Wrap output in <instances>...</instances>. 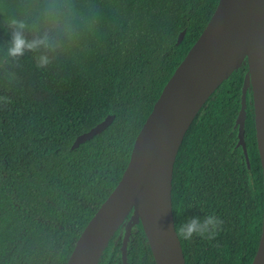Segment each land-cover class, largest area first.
Here are the masks:
<instances>
[{
    "label": "trees",
    "instance_id": "1",
    "mask_svg": "<svg viewBox=\"0 0 264 264\" xmlns=\"http://www.w3.org/2000/svg\"><path fill=\"white\" fill-rule=\"evenodd\" d=\"M45 0H0V46L9 16L31 19ZM72 34L46 69L26 53L18 83L0 76V264H67L82 231L119 183L134 143L164 86L199 38L219 0H71ZM185 30L181 43L178 37ZM31 37V33H27ZM7 67V66H6ZM249 70L245 61L186 129L172 179L175 225L214 213L212 240L182 239L187 264H251L264 219V168L247 92L245 141L237 118ZM100 134L76 138L108 115ZM186 209V210H185ZM127 219L98 264H123ZM127 264H157L143 224L133 228Z\"/></svg>",
    "mask_w": 264,
    "mask_h": 264
},
{
    "label": "water",
    "instance_id": "2",
    "mask_svg": "<svg viewBox=\"0 0 264 264\" xmlns=\"http://www.w3.org/2000/svg\"><path fill=\"white\" fill-rule=\"evenodd\" d=\"M184 36L185 30L178 44ZM245 61L249 70L237 118L238 144L252 173L245 141L247 92L252 88L255 126L260 136L264 129V0H219L203 32L164 86L138 133L119 183L82 231L67 264H98L111 237L132 210L122 240L123 264L128 263V244L139 222L157 264H187L174 230L172 179L176 155L186 129L207 99ZM114 118L110 114L80 134L72 148L100 134ZM262 162L264 168L263 157ZM251 264H264V219Z\"/></svg>",
    "mask_w": 264,
    "mask_h": 264
},
{
    "label": "clouds",
    "instance_id": "3",
    "mask_svg": "<svg viewBox=\"0 0 264 264\" xmlns=\"http://www.w3.org/2000/svg\"><path fill=\"white\" fill-rule=\"evenodd\" d=\"M74 14L71 0H45L36 17L24 19L9 16L5 19L10 39L0 46V76L6 84L18 83L16 72L12 69L20 67V61L26 53L33 54L37 69H46L52 63L62 40L70 38L72 34ZM27 33H31V37ZM12 102L10 96L0 95V106L7 107ZM222 226L223 221L212 213L203 218L191 216L176 224L174 230L184 241H191L194 237L212 240Z\"/></svg>",
    "mask_w": 264,
    "mask_h": 264
},
{
    "label": "bare ground",
    "instance_id": "4",
    "mask_svg": "<svg viewBox=\"0 0 264 264\" xmlns=\"http://www.w3.org/2000/svg\"><path fill=\"white\" fill-rule=\"evenodd\" d=\"M258 143H259L261 156L264 159V129L261 130L260 136H258Z\"/></svg>",
    "mask_w": 264,
    "mask_h": 264
}]
</instances>
